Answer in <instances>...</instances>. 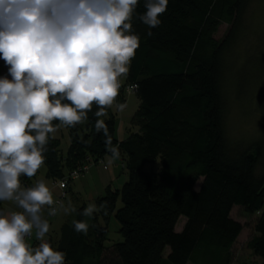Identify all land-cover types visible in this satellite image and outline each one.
<instances>
[{
  "label": "trees",
  "instance_id": "16d2710c",
  "mask_svg": "<svg viewBox=\"0 0 264 264\" xmlns=\"http://www.w3.org/2000/svg\"><path fill=\"white\" fill-rule=\"evenodd\" d=\"M248 2L168 0L161 24L149 28L139 19L145 11V0H139L131 21L139 48L116 101L124 104V86L136 85L139 105L130 124L137 132L118 141L111 108L100 118L128 180L119 190L107 186L92 201L99 209L92 216L82 215L83 204L59 233L48 236L66 253V264H232L231 249L242 231L230 216L234 207L257 215L248 248L264 264V132L234 146L225 126V56ZM222 24L229 29L218 41ZM96 110L84 124L65 128L64 156L59 140L50 139L46 178L59 181L85 162L90 167L111 155L103 132L96 131ZM156 162L158 172L144 170ZM35 177L22 176L21 183L32 186ZM111 216L121 241L106 247ZM181 218L184 225L176 232ZM73 221L86 222L87 233L76 232Z\"/></svg>",
  "mask_w": 264,
  "mask_h": 264
},
{
  "label": "clouds",
  "instance_id": "9594fccd",
  "mask_svg": "<svg viewBox=\"0 0 264 264\" xmlns=\"http://www.w3.org/2000/svg\"><path fill=\"white\" fill-rule=\"evenodd\" d=\"M138 4L0 0V60L7 68L0 76V202L18 209L0 211V264H66V253L46 239L50 224L44 214H68L70 206L58 202L43 180L25 186L21 177H35L50 139L60 128L84 124L93 107L110 159L119 158L100 118L111 107H126L116 101L139 48L131 23ZM167 5L168 0H145L139 19L156 28ZM98 210L90 203L82 215ZM73 225L78 233L89 228L84 221Z\"/></svg>",
  "mask_w": 264,
  "mask_h": 264
},
{
  "label": "rangeland",
  "instance_id": "374dc122",
  "mask_svg": "<svg viewBox=\"0 0 264 264\" xmlns=\"http://www.w3.org/2000/svg\"><path fill=\"white\" fill-rule=\"evenodd\" d=\"M229 29L228 24H222L214 38L222 40ZM125 81L121 80L120 84ZM126 87L124 86V91ZM225 95V126L226 134L230 143L234 146L244 145L256 140L264 132V0H249L244 16L242 17L237 35L225 56V74L223 82ZM126 105L123 111H118L111 107L117 119V137L123 140L130 134L136 133L137 128L130 124V120L136 112L139 100L134 94L124 92ZM122 128L120 129V127ZM119 128V130H118ZM123 132V135L119 133ZM64 137L59 141V152L65 155L69 145L67 134L63 131ZM99 162V161H98ZM115 171L113 181L110 183L112 190H119L128 180L125 165H121L120 158L114 159ZM89 165L85 162L84 165ZM158 163L146 165L145 171L158 172ZM87 165V166H88ZM124 168H123V167ZM77 169V168H76ZM46 167L43 165L37 176L32 180V184L37 180H43L47 185L51 181L47 180ZM101 175L98 173V166L92 165L82 176L71 180L66 186L70 190L67 197L62 201L66 207L71 208L68 214L59 210L56 218L52 219L45 211V218L50 224V232L47 237L55 234L58 229L57 224L71 222L73 211L83 204L86 207L92 203L93 198L104 195L103 184L101 185ZM197 184L196 189L199 187ZM64 197V194H63ZM92 199V200H91ZM121 207L120 200L116 203V210ZM18 210L11 202H3L1 211ZM231 218L242 226L236 242L231 249L232 264H261L248 248L249 240L255 235L254 224L257 215H249L242 208L234 207L231 211ZM108 236L105 242L106 247L120 242L121 236L118 233L119 224L114 216L109 218ZM185 222L181 218L176 225V232L181 231ZM57 225V226H56ZM57 228V229H56ZM168 250L165 252V256Z\"/></svg>",
  "mask_w": 264,
  "mask_h": 264
},
{
  "label": "crops",
  "instance_id": "0c3cea01",
  "mask_svg": "<svg viewBox=\"0 0 264 264\" xmlns=\"http://www.w3.org/2000/svg\"><path fill=\"white\" fill-rule=\"evenodd\" d=\"M122 128V126L120 127V129ZM119 130V128H118ZM63 131L67 134V138H68V132L65 128H60L57 133L55 134L54 139H57L60 141V139H62V137H64V133ZM120 135H123L124 133L120 131L119 133ZM116 136H117V131H116ZM69 140V138H68ZM118 141H123V138H118ZM111 155L105 156L104 158H102L101 160H99V162L96 164L98 166V173L101 175L102 179H101V185L103 184V188H104V192H105V188L107 186H110V183L113 181L114 178V171H115V163H114V159H110ZM122 165V164H121ZM123 167V166H122ZM124 168V167H123ZM89 169V168H88ZM87 169V171H88ZM86 171V172H87ZM83 175V174H82ZM46 177V176H45ZM47 180L51 181L50 184H48V186L50 187V189L53 191L54 197L57 199L58 202H62L66 197H67V192L70 190L69 188L67 189V187H64L62 184L59 183V181L57 180H52V179H48ZM75 180V179H74ZM64 194V197H63ZM92 200V199H91ZM94 200V198H93ZM92 202V201H91ZM47 212V210H46ZM50 218L55 219V216H50ZM73 219V217H72ZM72 221V220H71ZM65 223H69V222H64L61 224H57L58 225V229H57V233H59L60 228L65 224ZM56 225V226H57ZM182 228V227H181ZM177 229V228H176ZM181 230V229H180ZM179 232V230H178ZM47 239V238H46Z\"/></svg>",
  "mask_w": 264,
  "mask_h": 264
},
{
  "label": "built area",
  "instance_id": "2783aa9c",
  "mask_svg": "<svg viewBox=\"0 0 264 264\" xmlns=\"http://www.w3.org/2000/svg\"><path fill=\"white\" fill-rule=\"evenodd\" d=\"M136 89H137L136 85H127L125 91L128 94H134L136 92ZM88 162L90 165V161H88ZM87 165L80 166L77 169H74L70 173L66 174L62 179L59 180V183L62 184L63 186H65L66 184H68V182L70 180H74V179L82 176V174L84 172H86L87 169L89 168V165L88 166Z\"/></svg>",
  "mask_w": 264,
  "mask_h": 264
},
{
  "label": "water",
  "instance_id": "95a60500",
  "mask_svg": "<svg viewBox=\"0 0 264 264\" xmlns=\"http://www.w3.org/2000/svg\"><path fill=\"white\" fill-rule=\"evenodd\" d=\"M0 67L2 68L0 71V76H5L7 75V68L5 67L4 61L0 60ZM10 79V77H9Z\"/></svg>",
  "mask_w": 264,
  "mask_h": 264
},
{
  "label": "flooded vegetation",
  "instance_id": "af4514ba",
  "mask_svg": "<svg viewBox=\"0 0 264 264\" xmlns=\"http://www.w3.org/2000/svg\"><path fill=\"white\" fill-rule=\"evenodd\" d=\"M1 69H2V68L0 67V71H1Z\"/></svg>",
  "mask_w": 264,
  "mask_h": 264
}]
</instances>
